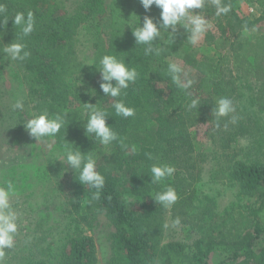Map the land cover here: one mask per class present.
<instances>
[{
    "label": "trees",
    "instance_id": "obj_1",
    "mask_svg": "<svg viewBox=\"0 0 264 264\" xmlns=\"http://www.w3.org/2000/svg\"><path fill=\"white\" fill-rule=\"evenodd\" d=\"M240 1L246 7L261 9L258 20L264 18V0H224L232 11L215 16L219 32L208 37V43L222 53L211 58L188 41V33L180 25L175 33L162 30L154 45L162 49L160 55H145V46L136 44L133 28L142 26L146 15L158 21L160 9L152 6L146 12L139 0H79L71 11H61V6L50 0H0L6 8L0 15V75L7 65L22 73L27 81L24 102L34 115L44 109L51 114L67 112L68 124L53 138L54 143L63 152L65 144H73L96 159L97 170L105 177L99 199L94 198L95 189L78 181L75 171L72 184L83 213L102 210L108 214L116 229L115 250L126 264H211L209 258L215 253L224 254L215 264H264V162H233L230 177L238 181L242 193L255 198L256 204L247 211L231 206L212 222L205 219L209 207L195 203V178L183 168L193 155L191 128L199 123H210L213 128L216 101L231 99L236 92L224 67H234L241 78L260 83L254 100L258 109L264 110V33L251 37L242 33L253 20L239 14ZM210 8L209 4L205 14L213 12ZM29 11L34 14L35 27L23 41L30 56L12 61L2 52L21 35L12 17ZM85 28L92 43L90 63L98 66L103 54H115L137 69L138 79L126 90V96L118 98L135 108L134 116L115 115L114 100L100 89L101 77L94 64L89 66L92 78L86 90L76 83L84 70L76 48L82 42L79 33ZM170 62L179 63L191 76L189 89L172 84L167 73ZM194 98L200 101L195 109L189 107ZM85 103H98L108 111L107 123L128 146L126 150L117 142L104 146L85 134ZM231 116L234 113L221 118L220 127L230 123ZM145 153H151L152 159ZM153 164H169L175 172L163 182L151 184ZM167 186L178 195L168 208L171 218L178 217L199 234L191 242L161 243V210L165 207L157 204L154 196ZM25 264L47 263L28 259ZM59 264H97L92 237L69 238Z\"/></svg>",
    "mask_w": 264,
    "mask_h": 264
},
{
    "label": "rangeland",
    "instance_id": "obj_2",
    "mask_svg": "<svg viewBox=\"0 0 264 264\" xmlns=\"http://www.w3.org/2000/svg\"><path fill=\"white\" fill-rule=\"evenodd\" d=\"M57 2L61 11H71L79 0H50ZM205 14L211 28L196 44L199 50L211 58L219 57L222 51H215L208 43V37L218 34L215 23V9ZM200 12V9H194ZM238 12L247 15L253 23L243 29L246 36L264 33V18L258 20L261 9L247 11L240 1ZM249 12V13H248ZM226 32H229L226 30ZM85 28L79 33L82 40L76 54L83 60L84 70L76 83L86 90L92 75L89 70L92 43ZM174 61L178 59L173 58ZM224 74L236 88L231 100L236 109L235 124L225 123L218 129L210 123H199L191 128L193 155L183 168L194 179L195 203L209 207L207 221L221 218L227 208L239 207L247 211L256 204L253 196L240 190L237 180L230 177L231 167L236 160L264 162V110L258 109L254 96L260 83L243 79L238 69L225 68ZM190 79L191 76L185 77ZM27 81L14 67L5 66L0 75V187L13 183L15 192L11 203L18 212L19 231L15 247L5 250L0 264H25L28 259H41L47 264H59L61 254L67 248L71 237L89 235L95 243L97 264H126L122 255L115 250L116 229L105 211L83 213L81 202L72 184L74 170L63 165V151L48 139L36 140L24 128L34 113L24 102L22 110L13 111L16 100L26 101ZM164 235L161 243L168 241L191 242L199 234L188 225L173 226L168 208L161 210ZM224 254H212L211 264L217 263Z\"/></svg>",
    "mask_w": 264,
    "mask_h": 264
},
{
    "label": "clouds",
    "instance_id": "obj_3",
    "mask_svg": "<svg viewBox=\"0 0 264 264\" xmlns=\"http://www.w3.org/2000/svg\"><path fill=\"white\" fill-rule=\"evenodd\" d=\"M146 12L150 11L152 6L160 9L159 20H155L152 16L146 15L143 19L142 26L133 28V35L137 45H144V54L160 55L162 49L155 47V42L161 38L162 30L168 32L169 29L175 33L177 26H182L188 33L187 39L192 45H196L211 28L209 19L205 16V10L211 5L215 9L214 15L219 17L228 15L232 11L229 3L224 0H139ZM194 9H200V12H194ZM6 13V8L0 4V15ZM15 28L20 29V37H17L2 49L10 60L24 61L30 56L27 45L23 41L24 37L29 36L35 27V18L33 12L29 11L17 12L13 17ZM8 21L3 20L6 24ZM98 69L101 77L100 89L107 97L113 98L112 108L116 116L123 118L135 115V108L126 105L123 99H118L127 95V89L138 79L139 73L135 67L129 66L124 59L119 58L115 54H103L98 61ZM168 78L172 84L180 89H189L192 85L191 79H182L187 77V72L179 63L170 62L167 67ZM113 81L115 83H113ZM94 95V94H93ZM200 105L198 98L191 100L190 108H197ZM87 108V118L84 121L85 134L98 141L104 146L117 142L121 148L127 149L123 139L119 134L107 123V118L111 116L108 111L99 106L98 103H85ZM13 111L22 110L24 101L18 99L12 106ZM236 111L233 101L227 97H221L216 101V106L212 108V116L216 120L213 125L214 129L220 127V120L229 117ZM67 112L51 114L47 109L42 110L39 114L33 115L24 124L28 134L36 140H45L46 146L51 148L48 139L55 138L68 124L66 118ZM236 116H231V123L235 124ZM135 151V149H132ZM82 152L73 144H65L63 152V160L56 158L63 165L71 168L78 175V181L96 190L94 198L99 199L100 192L105 186L104 175L97 170L96 159ZM148 159H152L151 153H145ZM151 184H158L171 177L175 168L169 164H153L150 168ZM15 192L13 183L8 182L5 187H0V257L5 255V250L15 247V238L19 231L18 212L11 203V196ZM157 204L165 208H170L178 199L175 189L167 186L164 190L158 192L154 196ZM181 223L177 217L173 221V226H179Z\"/></svg>",
    "mask_w": 264,
    "mask_h": 264
},
{
    "label": "built area",
    "instance_id": "obj_4",
    "mask_svg": "<svg viewBox=\"0 0 264 264\" xmlns=\"http://www.w3.org/2000/svg\"><path fill=\"white\" fill-rule=\"evenodd\" d=\"M254 9L255 8L253 6H251V5L247 6V11H249V12H252V11L254 12Z\"/></svg>",
    "mask_w": 264,
    "mask_h": 264
}]
</instances>
